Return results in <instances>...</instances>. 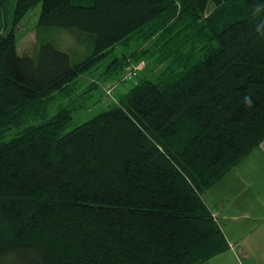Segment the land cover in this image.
<instances>
[{"label": "trees", "instance_id": "trees-1", "mask_svg": "<svg viewBox=\"0 0 264 264\" xmlns=\"http://www.w3.org/2000/svg\"><path fill=\"white\" fill-rule=\"evenodd\" d=\"M263 141L264 0H0V264H203L202 194Z\"/></svg>", "mask_w": 264, "mask_h": 264}, {"label": "crops", "instance_id": "crops-1", "mask_svg": "<svg viewBox=\"0 0 264 264\" xmlns=\"http://www.w3.org/2000/svg\"><path fill=\"white\" fill-rule=\"evenodd\" d=\"M202 199L229 245L203 264H264V141Z\"/></svg>", "mask_w": 264, "mask_h": 264}, {"label": "rangeland", "instance_id": "rangeland-1", "mask_svg": "<svg viewBox=\"0 0 264 264\" xmlns=\"http://www.w3.org/2000/svg\"><path fill=\"white\" fill-rule=\"evenodd\" d=\"M39 16V7L33 9L20 23L17 27H15L14 32L16 33L18 37V49L20 53H30L34 47L36 46V29L35 24L37 22ZM10 21V18H8V22ZM10 24V22H9ZM59 37L64 40L63 35H59ZM144 64H138L133 67L134 71L136 69H143ZM139 70V71H140ZM128 72V71H126ZM126 75L128 73H125ZM96 77V74H88L84 75L81 80L78 82V94L83 92L89 85V83L93 82ZM96 82V81H94ZM127 82V81H126ZM125 83V81H124ZM121 82L118 85L124 84ZM116 86V85H115ZM131 87V83L126 84L124 87H120L118 90L120 92H126ZM105 87H102V93H104ZM117 90V91H118ZM103 100V99H102ZM65 104V103H64ZM90 104V103H89ZM90 107L87 110H84L83 112L79 113L76 117H74V120L72 122V128L83 123L84 121L92 118L99 112H101L105 108V104L98 103L94 106Z\"/></svg>", "mask_w": 264, "mask_h": 264}, {"label": "built area", "instance_id": "built-area-1", "mask_svg": "<svg viewBox=\"0 0 264 264\" xmlns=\"http://www.w3.org/2000/svg\"><path fill=\"white\" fill-rule=\"evenodd\" d=\"M130 78H131V74L126 75V76L123 78L122 81H128V80H130ZM110 94H111V90H108V91H107V95H110Z\"/></svg>", "mask_w": 264, "mask_h": 264}]
</instances>
